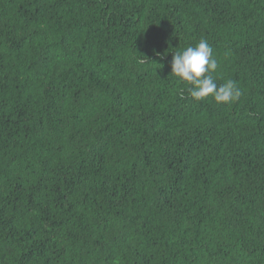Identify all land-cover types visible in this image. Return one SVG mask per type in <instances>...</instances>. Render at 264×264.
<instances>
[{
    "label": "trees",
    "instance_id": "trees-1",
    "mask_svg": "<svg viewBox=\"0 0 264 264\" xmlns=\"http://www.w3.org/2000/svg\"><path fill=\"white\" fill-rule=\"evenodd\" d=\"M0 264H264V0H0Z\"/></svg>",
    "mask_w": 264,
    "mask_h": 264
},
{
    "label": "clouds",
    "instance_id": "clouds-1",
    "mask_svg": "<svg viewBox=\"0 0 264 264\" xmlns=\"http://www.w3.org/2000/svg\"><path fill=\"white\" fill-rule=\"evenodd\" d=\"M138 63H146L138 58ZM219 61L213 48L206 39H200L195 46H188L183 51H176L172 56L171 74L187 82L184 90L195 100L211 97L216 103H231L242 95L240 88L233 80L217 84L214 73Z\"/></svg>",
    "mask_w": 264,
    "mask_h": 264
}]
</instances>
